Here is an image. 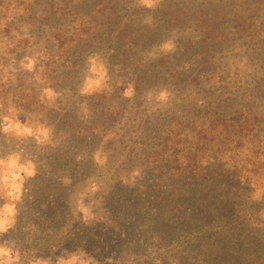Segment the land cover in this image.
Here are the masks:
<instances>
[{
    "label": "trees",
    "instance_id": "1",
    "mask_svg": "<svg viewBox=\"0 0 264 264\" xmlns=\"http://www.w3.org/2000/svg\"><path fill=\"white\" fill-rule=\"evenodd\" d=\"M97 1L81 15L68 6L64 26L49 35L55 47L40 61L47 81L42 85L53 97H40L35 90L31 101L23 94L13 101L19 113L39 115V124L54 137L37 161L32 184L34 193L54 195L53 204L41 200L32 205L41 217L39 226L49 230L43 217L52 213L71 216L70 198L98 181L99 207L93 220L79 224L77 237L93 248L101 264H115L121 253H136L138 264H259L264 206L251 204H257L255 192L264 186L242 176V144L234 141L233 149L226 148L229 138L249 132L252 113L242 108L235 116L219 112L232 109L233 100L228 97L232 84L218 69L231 29L236 35L263 29L239 10L244 0H163L150 24L140 20L148 14L142 6ZM183 34L188 37H177ZM168 43L171 51L164 52ZM87 53L103 58L112 85L84 103L79 86ZM150 53L155 57L149 58ZM37 75L18 72L21 79L27 77L25 84L39 88ZM123 86L131 87V99L121 93ZM166 87L174 93L166 108L142 106L144 93ZM5 103L0 98V120ZM192 132L198 152L187 156L186 170L178 171L180 145ZM208 135L210 143H217L208 146ZM202 150L210 156L198 174ZM259 150L255 146V161ZM98 151L107 159V175L94 163ZM160 253L161 258L154 256Z\"/></svg>",
    "mask_w": 264,
    "mask_h": 264
},
{
    "label": "rangeland",
    "instance_id": "2",
    "mask_svg": "<svg viewBox=\"0 0 264 264\" xmlns=\"http://www.w3.org/2000/svg\"><path fill=\"white\" fill-rule=\"evenodd\" d=\"M96 2L98 1L0 0V98H6L2 115L5 117L0 120V264H101L98 260L100 258L93 253V248L81 245L77 237L79 224L93 220L94 212L99 207L95 200L98 181H93V184L70 198V206L73 209L71 216L68 214L58 218L56 213L55 216L52 213L47 218L43 217L49 222L50 229H42L38 223L41 217L37 215L32 205L41 200H49V204H53L54 195L50 191L44 194L37 191L34 193L32 184L37 172V161L44 155L46 146L52 143L54 137L51 129L45 124H39L42 120L39 115L31 112L19 113L20 109L13 103L15 98L19 99L22 94L27 96V101H31L35 90H38L40 97L47 99L53 97L52 92L45 90L42 85L47 81L43 73L45 63L40 61L45 52L52 51L55 47L49 35H52L55 28L64 26L63 23L68 17L66 9L68 6H73V10H78L77 14L81 15L90 10ZM124 2L147 9L148 14H142L140 20H146L150 24L148 19L153 16L154 10L163 3V0ZM239 10L243 15L247 14L245 16L247 21L263 31L248 33L246 30V35L240 33L236 35L237 30L231 29L230 39L222 47L223 55L219 56L225 59L218 70L220 75L232 84L228 97L233 103L232 109L223 107L222 110H218L225 111L226 116L231 114L235 116L242 110L252 113L249 118V132L241 135L238 133L234 139L229 138L232 143L226 148L233 149L234 141L242 144V157L238 161L242 164V176L245 181L264 186V43H262L264 38L260 36L264 34V0H260V3L259 0H244L239 5ZM171 35L176 36L174 33ZM177 37L186 38L188 35ZM173 40L176 42L175 37ZM171 48L168 43L163 51L170 52ZM150 54L149 58L156 55ZM98 56L87 53L84 58L82 81L79 86L84 103H87V98L92 94H100L112 85L107 74V66L103 58ZM225 67L228 71L223 73L221 69ZM35 71L38 73L35 81L40 82L39 88L38 85L24 83ZM18 72L27 73V77L21 79ZM30 87L33 88L32 92L28 90ZM121 93L126 99L132 97L130 86L121 87ZM173 98L171 88H156L144 93L141 104L143 107L166 108ZM20 114L23 115L22 118H18ZM199 129L200 126L196 131ZM194 134L195 132L185 135V142L180 145L183 150L179 153L181 165L178 171L183 167L186 170V166H189L187 156L198 152L195 150L198 146L197 136L192 138ZM253 136H259L254 138L255 144L250 142ZM210 139L208 135V146L217 143V139L215 143H210ZM255 146L261 149L258 151L256 161L253 155ZM209 154L210 151H201L197 163L201 170L197 171L198 174L208 165L206 161ZM228 154L235 155V151H228ZM83 158L84 154L79 155L76 162H81ZM93 159L94 163L98 164L97 167L106 165L107 159L99 151L94 154ZM102 169L103 172L101 170L99 173L107 175L105 173L107 168ZM136 175V172L132 173V176ZM254 198L257 204L252 202L251 205L262 208L260 206H264V188L262 191L257 190ZM255 207H250L251 212L256 213L258 208ZM261 216V220L264 221V212ZM153 253L148 252V255ZM121 254V257L118 255L115 264L139 263L136 253L132 257ZM154 256L161 258L162 255L160 253ZM261 258L263 259L258 263L264 264V256Z\"/></svg>",
    "mask_w": 264,
    "mask_h": 264
}]
</instances>
